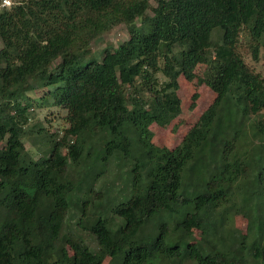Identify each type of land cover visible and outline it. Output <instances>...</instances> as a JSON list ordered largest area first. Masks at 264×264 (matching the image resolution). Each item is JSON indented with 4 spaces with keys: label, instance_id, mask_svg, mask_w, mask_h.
Returning a JSON list of instances; mask_svg holds the SVG:
<instances>
[{
    "label": "trees",
    "instance_id": "obj_1",
    "mask_svg": "<svg viewBox=\"0 0 264 264\" xmlns=\"http://www.w3.org/2000/svg\"><path fill=\"white\" fill-rule=\"evenodd\" d=\"M155 1L0 8V264H264V76L238 51L241 32L254 59L264 49V0ZM121 23L128 38L88 57ZM199 64L216 98L178 147L157 148L149 127L178 114V78ZM38 88L67 126L34 158L19 99ZM112 162L122 187L94 202ZM73 203L95 249L65 232ZM236 212L244 234L225 227Z\"/></svg>",
    "mask_w": 264,
    "mask_h": 264
},
{
    "label": "rangeland",
    "instance_id": "obj_2",
    "mask_svg": "<svg viewBox=\"0 0 264 264\" xmlns=\"http://www.w3.org/2000/svg\"><path fill=\"white\" fill-rule=\"evenodd\" d=\"M155 0H150V5L154 6ZM147 15H152V10L146 11ZM140 20H137V24ZM129 36L127 28L124 24H118L100 35L98 38L90 42L89 56L100 59L106 50H113L121 42L126 40ZM214 40L219 42V34L214 33ZM251 39L245 33L241 32L240 43L238 45V51L243 56L246 64H248L257 73L264 76V49L261 48L258 52L257 59H254L251 50ZM2 47V41L0 39V48ZM87 58V57H86ZM205 69L204 64H199L194 70V77L192 79H186L183 76L178 78V87L176 90L177 96L180 100V110L178 114L172 118L164 121L162 124H151V141L157 148L174 149L180 145L187 132L197 123L200 115L213 103L216 98V93L208 88L202 81L201 77ZM158 82L162 83L167 78L161 73H157ZM26 97L19 99L22 105L26 106V122L24 124L25 137L23 143L29 152V154L38 158L43 150L46 149L49 139L53 135H62V129L67 126L65 122L66 110L49 105L44 102L46 98V88L44 89H32L25 93ZM244 129H247L245 127ZM117 167L112 162L107 170L93 185L94 192L91 193L94 202H97L99 195L95 194V191L101 192V194L111 189V181L115 179L116 187L121 188L123 182L122 177L117 178ZM115 188L114 190H116ZM124 189V186H123ZM112 190V192L114 191ZM94 195V196H93ZM92 199L87 203V208L90 206ZM79 210L75 203L71 204L65 220V232H78L80 233L93 249L96 248V242L94 238L85 230L81 229L77 225V218L79 217ZM231 219L226 220V229H237L240 233L244 234L247 231V219L240 213L236 212L230 214ZM189 235L192 237V244H194L201 235V231L192 228ZM102 264H109V258H105Z\"/></svg>",
    "mask_w": 264,
    "mask_h": 264
},
{
    "label": "clouds",
    "instance_id": "obj_3",
    "mask_svg": "<svg viewBox=\"0 0 264 264\" xmlns=\"http://www.w3.org/2000/svg\"><path fill=\"white\" fill-rule=\"evenodd\" d=\"M13 0H3V5L6 7H12Z\"/></svg>",
    "mask_w": 264,
    "mask_h": 264
},
{
    "label": "built area",
    "instance_id": "obj_4",
    "mask_svg": "<svg viewBox=\"0 0 264 264\" xmlns=\"http://www.w3.org/2000/svg\"><path fill=\"white\" fill-rule=\"evenodd\" d=\"M18 2H19V0H13L12 6H13L14 4H17ZM0 8H9V7L4 6V5H3V0H0Z\"/></svg>",
    "mask_w": 264,
    "mask_h": 264
}]
</instances>
